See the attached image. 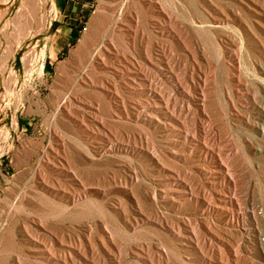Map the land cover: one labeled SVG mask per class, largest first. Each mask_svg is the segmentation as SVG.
<instances>
[{
  "label": "rangeland",
  "instance_id": "rangeland-1",
  "mask_svg": "<svg viewBox=\"0 0 264 264\" xmlns=\"http://www.w3.org/2000/svg\"><path fill=\"white\" fill-rule=\"evenodd\" d=\"M42 1L40 3V0H32L31 4L29 0H0V258L7 257L2 264H19L15 260L17 254L26 252L24 250L27 248H38L27 240L23 232L26 219L15 206L28 207L35 196L40 194L55 203L73 207V204L63 202L62 194L69 193L73 185L70 181H66L60 172L64 163L62 154L60 157L49 154V160L44 157L46 152L51 151L49 147L51 140L56 149H59L58 146L63 142L69 155H75L81 151L90 159L88 164L91 166L87 167L91 174L85 177L88 198L92 200L90 203L92 207H90L95 211L98 208L107 211L110 218L107 227L119 247L117 257L121 264H146L143 254L136 255V250L140 247L144 249L148 247L153 251L163 247L169 249L167 253H169L171 264L178 262V264H209L167 227L145 221L139 222L138 225L129 221L130 218H141L145 212H150V205L145 201L143 193L145 190L150 191L156 188L157 191L165 187L171 188L167 192H162L164 197H159L158 206H153L159 212L166 214L170 223H176L178 218L187 213L186 205L175 207L169 200L174 191L180 189L176 182L168 178L170 174L178 170L177 174L180 171L179 178L182 179L183 171L186 172L188 167L198 165L197 162L189 164L184 157H175L177 154L185 153L186 146L183 144L182 137L178 133H170L167 136L162 127L157 126L156 120L148 118L145 111H141V108L137 106L130 111L139 113L123 125L124 123L121 122L125 119H123L122 107H116L113 103L112 115L103 112L100 98L102 95L103 97L108 95L103 94L98 86L83 81V78L87 76L93 78L89 56L103 44L102 39L94 41V44L90 46L84 43L85 38L97 27L100 18L104 19L103 25L107 29L110 19L120 21L133 17L135 23H132L134 26L131 28L137 24V29L130 28V33L121 25V22L118 23L120 27L113 34L117 40L116 42L113 39L116 48L119 51L129 50L126 52L139 62L146 58L143 53L146 44L151 46L153 55L159 57L163 43L168 47L170 54L165 62L168 60L174 68L180 69V78L183 80L189 74L190 60L186 57V51L159 30L155 16L145 5L148 0H54L55 8L52 7L51 0ZM159 1L165 4L164 7L172 5L170 6L172 9L167 7V12H172L171 15L173 14L175 21L184 30L187 39L194 40L200 50L203 67L201 70L209 75L206 84L207 92L210 91L213 95L215 94L214 96L217 93L216 97L221 100H217L218 106L214 110L219 114L213 110L212 114L215 113L217 117H220V120L217 118L218 123H216L221 135L219 139L220 137L222 139V141L219 140L221 143L219 144L221 147L223 144L224 152L229 155L237 152L242 140L247 138L253 142L247 155L254 164L256 161V165L259 163L264 165V153L261 154L259 150L264 149V132H262L264 129L261 126H249L242 122L241 118L253 114L246 98L233 94L235 108L232 110L227 105L229 98L226 90L230 89L231 76L226 74L222 62L214 55L215 50L213 51L214 42H216L222 43L225 50L236 52L240 62L236 61L238 67L235 68V73L239 72L241 81L254 90L248 58L252 57L255 63H260L262 58L258 49L252 43L246 45L238 26L231 28L211 24L210 12L205 8L204 0H186L187 2L181 4H173L172 0ZM210 1L219 6H227L228 9H237L230 0ZM257 1L264 8V0ZM175 4L178 5L177 8ZM239 15L240 18H238L243 24L251 21L254 25V16L240 12ZM261 29L264 38V28ZM107 35L106 37L110 38L112 34H109L110 37ZM118 42L120 43L116 44ZM83 48L88 52L81 50ZM25 59L28 61V64L26 63L28 66L25 64ZM228 60L229 58L226 59ZM113 65L110 64L105 75L107 74L106 78L109 82L115 84L119 95H126V106L129 105V108L133 103L139 105L146 102L148 99L144 92L129 93L124 79L112 73ZM95 80L99 81L100 78L95 77ZM258 85L263 88L258 97L264 100V83H258ZM223 89L225 92L222 91ZM173 93L178 99L182 98L180 91L174 90ZM66 102H71L76 112L80 111L84 115L85 120L82 124L79 121L70 122L64 113L57 112L59 106ZM237 111L238 115L235 113ZM94 114L98 120L103 121L105 127L93 120ZM108 128L115 129V134L111 136L106 134L105 129ZM128 130L142 135L141 138L135 139L137 143L133 142V139L127 140L124 133H129ZM116 143L120 147L111 149L110 146ZM148 145L155 148V152L161 156V164L165 171L160 169V162L155 161V157L149 154L151 150L147 149ZM60 149L62 150V147ZM72 155L70 156L71 164L75 165L76 162L77 165ZM39 159L42 160L41 176ZM204 167L207 169L206 166ZM132 173L137 175L139 204L130 199V194L119 183L123 176L125 178ZM259 179L258 169L253 170V183L255 184ZM201 180L211 185L217 181L214 178H206L204 175ZM211 189L215 192L216 198L221 195L219 190L222 188L218 185ZM258 192L259 187L256 185L255 196H258ZM123 207L126 208L128 217L118 216ZM15 215L19 217L16 224L11 221ZM67 215L61 219L52 220L46 225L41 224V231L36 230L35 219L38 216L33 213L29 215L28 224L36 232L41 233V240H39L41 258L29 257L23 259L21 264H63L58 259V253L62 247L70 245L69 247L76 246L75 248L84 249V241L89 240L93 250H87V259L84 264H92L93 259L97 262V257L102 256V253L92 240V232L98 229L101 218L78 214ZM260 221L261 226L264 227V218ZM228 237L231 242L241 244L244 251H254L257 246V237L253 235L232 234ZM30 254L33 256V253ZM107 264L112 263L108 261ZM213 264L217 263L213 261ZM241 264L246 263L242 261Z\"/></svg>",
  "mask_w": 264,
  "mask_h": 264
},
{
  "label": "bare ground",
  "instance_id": "bare-ground-1",
  "mask_svg": "<svg viewBox=\"0 0 264 264\" xmlns=\"http://www.w3.org/2000/svg\"><path fill=\"white\" fill-rule=\"evenodd\" d=\"M29 1H31L32 4V0ZM41 1L42 0H40V3ZM51 1L52 7L55 8V1ZM185 1L186 0H172L173 4H181ZM230 1L237 7V9H228L227 6H219L213 4L210 0H204L206 3L205 8L210 12L209 20L211 21V24L229 26L231 28L235 25L238 26V29L247 43L246 45L249 43L255 45L262 59L260 63H255L252 57L248 58L254 85V90H252L247 83L241 81L239 72L235 73V68L238 67V63L240 62L237 53L225 50L222 43L214 42V55H216V57L222 62L226 74L231 76L230 80H232L231 84L229 83L230 89L226 90L229 98L228 102H226L229 108L233 110L236 106L233 94L246 98V101H248L252 108L253 114L241 118L242 122L249 126H261L264 129V100L259 99L258 97L261 89H263L258 83H264V38L262 37L263 30L261 29L264 28V8L257 0ZM161 2L159 0H148L145 5L149 9V12L155 16L154 19L159 25V30L167 37H171L178 46H181L186 51V57L190 60L189 74L186 76V79L183 80L180 78V69L174 68L168 60L165 62L170 54L168 53V47L163 45V43L160 49L161 55H158L159 57H155L151 50V46L146 44L143 48V53L146 58L139 62L133 59L128 54L129 52H126L129 50H122V52L116 48L114 41L116 39L113 34H115V32L118 31L117 28L120 27L118 26V23L121 22V25L126 27V31H129L130 33V28L134 26L132 23H135V19H132L133 17L122 19L120 21L110 19L108 20L110 25L107 29H105L103 25L104 19L100 18L97 22V27L94 28L85 38L84 42L85 45L90 46L91 44H94L93 42L96 40H103V44L89 56L91 59V75L93 78L88 76L83 78L84 82L98 86L103 94L108 95L106 97H103L102 95V98H100L102 105L101 110L103 112L111 113L112 115V107L114 108L112 105L113 103L116 107H122V115L125 120L121 123H124L123 125H125V123L129 121L128 119L134 117L136 113H139L135 111L131 112L130 109H134L136 106L139 109L141 108V111H145L144 113L148 118L151 117L154 118V121L156 120L157 126L160 125L162 130L167 133V136L170 135V133H178L182 137L183 144L186 146L185 153L182 155L177 154L175 157H184L189 164L195 162L198 164L195 167H188V171L186 172L183 171L184 176L182 179L179 178L180 171L179 174H177L178 170L176 173L170 174V176L168 175V178L172 179V181L176 182L180 187V189L174 191V194L172 197L170 196L171 198H169V200H171V203H173L175 207H180L181 205L187 206V213L178 218L176 223H170L166 214L153 208V206L158 204L159 197H164L163 193L171 190V188L169 189L166 187L163 190L161 189L162 191L159 190L161 192L157 191V188L150 191L145 190L143 196L147 204L150 205V212H145L141 218L133 216L134 218H130L129 221H133L132 224L137 223L138 225L140 224L139 222L145 221L161 227H167L178 239L187 243L194 253L204 258L209 264H213V261L217 264H241L242 261L246 264H264V227L261 226L260 221L264 218V165L262 163L256 165V161L254 164L247 155V152L252 148L253 143L247 138L242 140L237 152H232L230 155L227 152V154L224 152L222 148L223 144L221 147V143L219 142L221 139V137L219 139V136L221 135L219 134V126L216 121L217 118L220 120V117H217L215 115L216 111H214L218 106L216 105V103H218L217 100H220V98L216 97L217 93L216 96H214L215 94L213 95L210 91L207 92L208 89L206 87L208 86L206 84L209 75L201 70L203 67L200 59V50L196 46L194 40L187 39L186 33L175 21L172 16L173 14L171 15L172 12H167L168 5L164 7L165 4H162ZM36 4H34V6H37ZM34 6H32V8ZM170 6L172 5H169L168 8L172 9ZM239 12L254 16V25L251 21L249 23L244 22L245 24H243L239 19ZM39 15L41 16V14ZM136 26L134 27L135 29H137ZM23 28L24 30L26 29L25 26H23ZM134 28L131 29L133 30ZM107 33L112 34L111 37L109 34L107 35ZM123 33L121 34L123 35ZM106 35L110 38H107ZM120 42L116 44H119ZM148 42L150 43V40ZM165 42L166 41H164V43ZM17 44H19V42ZM81 50L86 51L84 48ZM87 52L88 51H86V53ZM28 58L29 57H27V59ZM227 58H229L228 61H226ZM27 59L24 60L25 64L28 62ZM236 61H238V63ZM27 64L26 66H28ZM110 64H114L112 73L117 77L124 79L129 93L144 92L148 100L141 104L139 103V105L133 103L128 108L129 105L126 106V95H119L120 93L117 92L115 84L109 82L106 78L107 74L105 75V73L108 72ZM95 77H99L100 80H95ZM224 89L222 90L223 92H225ZM174 90L180 91L182 95L181 99H178L175 96L176 94L173 93ZM112 99H114V101H111ZM212 110L215 112L214 114H212ZM76 111L77 110L73 108L71 102L63 103L57 109V112L64 113L70 122L79 121V123L82 124L83 120H85L84 115H82L80 111ZM217 113L219 114L218 111ZM235 113L237 115L239 114L238 111ZM212 115L215 116L212 117ZM92 117L94 121L98 122V125L105 127L103 121L100 119L98 120V117L95 116V114L94 116L92 115ZM105 130V132H107L106 134H109L110 136L114 135L116 132L115 129L113 130L111 128ZM124 135L129 141L133 139V142L136 138L142 137V135L136 134L134 131L124 133ZM110 136L108 137L110 138ZM135 142L137 143V141ZM59 146L62 147V150ZM59 146L58 148L60 150L56 149V146L54 148V144L51 140L49 143L51 151L46 152L44 157L49 160V154H54L55 157H60L62 154L64 163L62 164L60 172L62 176L66 178V181H70L73 185L69 193L62 194L64 197L63 202L65 201L67 204L71 203L73 204V207L70 208L65 204L62 205L63 203H55L48 197L40 194L35 196L34 201L31 202L28 207L23 205L15 206L18 212L24 214L26 219V224L23 226V232L25 233L27 240L38 247L37 249H25L24 251L26 252L17 254L15 260L21 264L23 259H28L29 257L41 258V242H39V240H41V233L36 232L37 229L41 231V224L46 225L52 220L61 219V217L67 214H78L80 216L84 215L85 217L95 218L97 216L101 218L98 229L95 230L94 233L92 232V240L102 253V256L99 255L97 257V262L93 259L92 264H107L108 261L112 264H121L117 257L119 247L117 243L114 242L115 239H113L112 233L107 227V223L110 219L107 211L103 208H98V210L95 211L90 205L92 200L91 198H88L89 193L85 182L86 175L91 174L89 167H87L90 164V159H88L81 151H78L75 155L70 153L75 161H77V165L76 162L75 165H72L70 160L71 155L68 154L64 143L62 142ZM117 147H120L117 143L110 146L111 149H116ZM147 149L151 150L149 154L155 157V161L160 162V169L165 171L166 169L161 164L162 158L155 152V148L148 145ZM259 150L261 151H259L261 154L264 153V149ZM92 156L94 157L93 153ZM41 162L42 160L39 159L40 176ZM168 162L169 161H167V163ZM204 166H206L207 169ZM255 169H258L260 179L254 184L252 181V171ZM202 175L206 178H214L217 181H214L215 183L213 185L203 182L201 180ZM136 177L137 175L135 173L125 176V178L123 176V179H120L119 183L123 185L125 187L124 190L130 194V199L139 204V184ZM216 185L222 188L219 190L221 195L218 196V198L215 197V192L211 189V187ZM256 185L259 187L258 196H255L254 194V188ZM32 213L38 216V218L35 219L36 230L28 224V217ZM118 216H127V210L125 207H123L118 213ZM18 219L19 217L15 215L11 221L16 224ZM232 234H237L239 236H256L257 246L255 247V250L244 251L241 244L231 242L229 239L230 237L228 236ZM89 241H84V249L78 247L75 248L76 246L69 247L70 245L62 247L58 253L59 258H57L60 259L63 264H84L87 259V250H93V246H91ZM168 250L163 247L153 251L148 247L145 249L140 247L139 250H136V255L141 256L143 254L146 264H171L168 257L169 253H167ZM30 253H33V256H31ZM6 259L7 257L2 256L0 258V264Z\"/></svg>",
  "mask_w": 264,
  "mask_h": 264
}]
</instances>
